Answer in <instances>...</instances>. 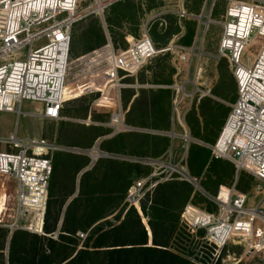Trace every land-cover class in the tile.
I'll return each mask as SVG.
<instances>
[{
	"label": "built area",
	"instance_id": "obj_1",
	"mask_svg": "<svg viewBox=\"0 0 264 264\" xmlns=\"http://www.w3.org/2000/svg\"><path fill=\"white\" fill-rule=\"evenodd\" d=\"M82 1L85 0H0V111L18 112L17 106L28 100L42 106L39 112L42 118H61L66 102L64 91L67 86L72 87L69 54L72 26L85 15L102 12L105 4L116 0H92L84 16L77 12ZM226 1L219 22L222 31L217 56L228 60L237 94L229 104L224 124L210 151L215 158L229 160L237 171L249 173L264 185V1ZM176 13L179 18L186 16L182 6ZM40 42L43 43L33 47ZM173 47L179 49L175 51L178 74L182 64L194 54L193 48L170 44L158 50L146 32L139 39L128 41L124 50H115L107 39L99 49L77 58L82 66H86L82 73L87 68L86 73L102 75L100 77L111 84L104 91L100 90V97L94 104L112 108L109 125L113 126V133L130 128L124 123L120 101V90L125 86L122 79L137 73L157 53L172 51ZM24 48H28L25 56L17 53ZM242 55L251 61V65L240 61ZM94 67H97L94 71L89 70ZM108 71L113 73L108 75ZM75 80H78L77 76ZM193 86L188 92L183 84H173L175 96L171 122L182 128L179 135L182 153L174 154L170 150L159 157L134 160L98 151L97 145L86 152L91 165L105 156L137 161L150 168L147 175L133 180L124 198L126 206L134 207L142 219L140 202L160 182L176 179L203 191L199 178L190 174L187 167V149L192 138L185 123V114L192 96L203 93L195 83ZM175 136L171 132L170 137ZM4 143L11 150L0 151V186L2 188L3 183L6 189L8 182L13 181L15 205L13 222L7 226L10 230L26 229L43 235L52 158L62 147L43 138L18 139L15 135H10ZM203 193L214 204V210L208 211L188 202L180 213V222L190 234L203 232L200 240L205 251L201 254L208 261H198L199 264H216L222 250L229 244L246 243V254L264 250V210L260 205L247 204V195L236 190L235 185H219L215 195ZM34 206L41 207L42 224L39 228L34 221ZM28 212L34 214L29 220L26 217ZM23 220L29 221L27 227L20 225ZM86 235L81 231L75 234L81 242ZM56 237L57 234H53L52 238Z\"/></svg>",
	"mask_w": 264,
	"mask_h": 264
},
{
	"label": "trees",
	"instance_id": "obj_2",
	"mask_svg": "<svg viewBox=\"0 0 264 264\" xmlns=\"http://www.w3.org/2000/svg\"><path fill=\"white\" fill-rule=\"evenodd\" d=\"M140 11L141 5L136 0H117L109 6L104 18L113 47L124 48L127 37L136 35L138 29L135 27L123 29L124 24L135 20ZM194 25L185 22V32L178 39L181 45H191L195 34ZM180 31L181 27L176 26L175 32H167V36L169 35L167 40L172 34H178ZM152 41L156 48L168 43L164 41L161 44L155 39ZM81 42L84 44L77 54L90 53L100 46L101 37L96 22H92L79 35L72 33L71 30L69 54L74 52ZM154 82L169 85L171 80L168 78ZM148 97L151 114L146 118H150L151 123L144 120L145 116H140L143 122L139 121L143 125L137 128L168 131L171 90L168 88L149 90ZM164 106H168L165 115ZM194 115L195 113L185 114L190 135L205 139L206 137L199 132V123ZM163 118L166 121L164 119V124L159 125L160 119L162 121ZM124 123L129 125L130 120L126 117ZM106 134L103 131L95 134L93 138L97 139ZM132 136L130 150H125L128 135L119 134L108 141L109 144L114 142V146L109 145L107 149L115 148L116 152H107L132 157H153L152 154L157 153L160 148L161 151H165L170 145V138L167 136L143 132H134ZM104 147V142H101L99 149L103 150ZM88 163L89 158L85 156H73L65 152L54 153L44 214V234H31L23 230L12 231L8 244L7 264H199L198 261L171 248L176 243L174 234L178 229L180 212L193 194V189L187 182L176 179L160 182L140 202V210L150 230L149 245L148 230L142 218L134 207L126 206L124 198L133 180L147 175L150 168L119 158L98 159L80 176L76 196L68 200L74 192L79 169ZM187 167L190 174L202 178L205 189L210 188L207 179H211L218 187L230 179L233 173V167L229 162L215 158L207 147L197 143H190L188 146ZM110 215L112 218H108ZM78 231L87 235L81 247L76 249L75 234ZM56 233L57 237L53 239L51 235ZM203 258L199 261L206 263L207 257Z\"/></svg>",
	"mask_w": 264,
	"mask_h": 264
},
{
	"label": "rangeland",
	"instance_id": "obj_3",
	"mask_svg": "<svg viewBox=\"0 0 264 264\" xmlns=\"http://www.w3.org/2000/svg\"><path fill=\"white\" fill-rule=\"evenodd\" d=\"M136 1L140 3L141 11L137 14L135 20L131 21L128 24H124L125 27L123 30H127L129 28L133 29L135 27L136 30L138 29L137 33L134 37H127L126 45L124 46V48L120 49L119 47H114V49H126L128 47V41L139 39L145 32L149 35L151 40L155 39L161 44L164 41H168L165 46L157 47L158 50L165 48L170 44H172L173 46L176 45L179 47L193 48L194 54L192 55V57H190L191 60L189 59L188 62L182 64L181 71L178 74L175 68L177 64L175 61V51H178L179 49L178 47H173L172 51L157 53L153 58L148 60L137 72L138 78L141 80L142 78L139 75L142 74L148 75L147 79H150L151 81H160L169 78V80H171L170 84H172L173 82L183 84L188 92L192 91V89L194 88L193 83H195L196 87L201 89L202 91L211 89L209 91L211 94L214 92L218 93L214 96L217 99L216 103L219 102L221 106V109L219 111L224 113H222V115H227L229 104L235 100L237 94L236 82L232 75V69L228 60L224 57L217 56V49L222 31L219 22L222 20V15L226 8L227 1L215 0L214 3H212V0ZM91 3L92 0H85L80 2L77 8V12L79 13V15L84 16L86 13V7H88V5H91ZM110 5L111 4H105L103 6L102 12H99L97 14L85 15L84 17L80 18L77 22L74 23L72 27V33L79 35L82 31L87 29L92 22H96L101 37V44L97 48L99 49L107 39H110L108 27L104 18L105 12ZM181 6L185 11L186 16L179 18V14L176 13V10ZM185 22H191L195 24L194 38L191 45L189 46L181 45L178 42L181 34L185 32ZM176 26H180L182 31H180L178 34H172V36H170L171 38L167 40V37L169 38V35L167 36V32H175ZM118 42L122 44L121 40L119 39ZM42 43L43 42L35 43L33 47H37ZM83 44L84 43L81 42L76 46L74 52L70 53V83L72 84V87L77 88V90L73 89L71 86L66 87L64 93L66 102L64 103L62 108V114L60 115L61 118L58 120H48L42 118L39 115L42 106L40 107L38 103L28 100H24L19 107L17 106V109L19 110L18 112H0V151L11 150V147L5 144L4 141L7 140L10 135H15L18 139L43 138L60 145L62 147V150H60L59 152H68L75 154L79 153L82 156H88L86 154L87 150L96 145L97 139L93 138L95 134L103 131H105L107 134H113L114 128L113 126L109 125L112 108L98 107L94 104V102L100 97V90L104 91L111 84L107 83L105 78H101L100 76L102 75L95 76V72L86 73V71H88L87 68L84 69L85 72L82 73V68L86 66H82V62L77 58L86 56L91 53H76L81 50V46H83ZM27 49L28 48H24L17 53L25 56ZM240 61L244 65H251V61L247 60L245 55L241 56ZM97 67L89 70L94 71ZM156 72L157 74H155ZM107 73L108 75H111L113 71H108ZM150 73H152V75ZM76 76L78 80H75ZM127 78H125L124 80L126 81ZM198 94L199 93H196L192 96V103L190 104L186 115L194 114L195 107L198 108ZM219 111L217 113L218 115L220 114ZM213 119L214 121L205 126L204 132L210 137L215 136L217 138L220 130H218L219 128L216 126L220 121V116H214ZM205 120L206 124H208L207 119ZM131 129L132 128L130 127L129 130ZM132 130L139 132L155 131L148 129L139 130V128H133ZM181 131L182 128L179 126L175 127L174 130H169V132H166L167 136L171 140L167 152L172 150L174 154L182 153V140L180 138H174L175 143H172V138L170 137L171 132L179 133ZM65 137L68 138L66 139ZM191 137L193 136L191 135ZM59 138L61 140H59ZM214 142L210 144H202L201 142L195 140L194 137L191 140V143H201V145H204L209 150L210 146L213 145ZM68 144H76L78 146H69ZM121 157L124 156L121 155ZM132 158L134 160H137L143 157ZM222 160H224L225 162H229L232 165L233 173L231 175V178L221 185H235L236 190L247 195V204L260 205L264 210V185L249 173L245 171H237L234 164L229 160ZM198 178L199 184L206 194H216L215 190H217V186L211 179H207L210 188L205 189L203 187L202 178ZM4 186L5 185L3 183L2 188L0 186V224L10 225L13 222L15 212V205L13 204L12 199L14 194V183L13 181H9L6 189L4 188ZM190 186L193 189V194L189 200L192 204L204 208L208 211H212L215 209L214 204L207 198L203 191L197 190L192 185ZM33 215V212H28L26 214V217H28L29 220L33 217ZM112 215H110L108 218H112ZM28 220L20 221V225L27 227L29 224ZM142 222L148 229V234H150L149 227L148 225H146V220L143 219ZM177 226V232L174 234L176 243L172 247L171 245H169V247L173 249L175 248L178 250V252H181L185 256H189L193 260L199 261L201 257L204 256L203 254H201V251H205L201 247L202 243L200 240V238L203 236V232L197 233L192 236L188 235L186 226L180 222V215ZM15 230H23L29 232L26 229ZM52 236L53 235H51V237ZM81 244L82 242L77 239L75 245L76 249L80 248ZM148 244L150 245V238L148 240ZM246 246L247 245L244 242L239 244H229L222 250L220 259L217 264H264V250L252 254H246Z\"/></svg>",
	"mask_w": 264,
	"mask_h": 264
},
{
	"label": "crops",
	"instance_id": "obj_4",
	"mask_svg": "<svg viewBox=\"0 0 264 264\" xmlns=\"http://www.w3.org/2000/svg\"><path fill=\"white\" fill-rule=\"evenodd\" d=\"M137 74L138 73L126 76L125 78L129 77V78H127L126 81L124 80L125 78L122 79V82L124 83L125 86L123 88H121L120 101H122L121 104L123 105L122 107L124 109V115H123L124 118L127 117L130 120L129 125H127V126H129V127H131L133 129V128H137L138 126L143 125L140 122V121H142L143 118L140 117V116H143V117L145 116L144 120L146 119L148 121L147 123L150 124L151 123L150 118H148V119L146 118L147 116H149L151 114V111H150L151 110V108H150V99L148 97V91L149 90L156 91V90H161V89H167L168 88V89L171 90V96H172L171 97V115H169V121H170V129L169 130H174L175 127H179L176 124L173 125L172 122H171V118H172V101H173V98L175 96V91H174V88H173L174 82L172 84H170V85L157 84L156 82L151 81L150 79H147L148 75H143V74H142L143 76L139 75L142 78V80H140L138 78ZM150 74L152 75V73H150ZM206 91H203L202 94H198L199 95L198 100H197V101H199L198 102V106H197L198 108L195 107V110H194L195 111L194 117L196 118V120L199 123V132L203 136L206 137L205 139H203V138L199 139V138H195V137L194 138H195V140H197L198 142H201L202 144L203 143L210 144V143H212V142H214L216 140L215 136L214 137H210L207 134H205V132H204L205 126L209 125V123L214 121L213 117L214 116H217V117L220 116V121L218 122V124L216 126V127L219 128L218 130H220L222 125L224 124V121H225L226 116H227V115H222L223 112L219 111L221 109L220 108L221 106H220L219 102L216 103L217 99L214 96L215 93H212V94L210 92L206 93ZM145 96H147V98H145ZM169 99H170V97H169ZM38 105L41 107L40 104H38ZM169 106H170V104H169ZM166 107H168V106H164L163 107L164 115L167 112V108ZM218 111L220 112L221 115L217 114ZM0 112H2V111H0ZM4 113H11V112H4ZM165 118H163L162 121L160 119V122L158 124L159 125L160 124L163 125ZM205 119H207L208 124H206V120ZM165 121H166V119H165ZM185 123H186V121H185ZM132 129L124 131V132H120V133H113V134L111 133V134H107V135H103V136L98 137L97 140H96L97 149L99 151H101V152H104V153L114 154V153H111V152H113V151L116 152L115 148L110 149V150L107 149V147L109 145L114 146V142L109 144L108 141L112 140L114 138V136H116V135L127 134L128 137L126 138L125 150L126 151L130 150V148L132 146V141H130L132 139V137H133L132 134L134 132H139V131H135V130L133 131ZM169 130L168 131L155 130V131H148V132H143V133L155 134L157 136H167L166 132H169ZM173 133H175V135H176L174 138H179V135L182 134V131L179 132V133H177V132H173ZM189 133H190V131H189ZM174 138H172V143L173 142L175 143ZM191 138H193V137H191ZM101 142H104V145H105V147L103 148L104 151L99 149V145H100ZM170 143H171V140H170ZM201 143H198V144L201 145ZM159 147H161V146H159ZM160 149L157 151V153H154V154L149 153V154H152L153 157H159V156H162L163 154H165L168 151V148L165 151H161ZM107 151H111V152H107ZM57 152H59V151H57ZM65 153L66 154H71L73 156H79L80 155L79 153L78 154L68 153V152H65ZM118 156H121V155H118ZM85 157L88 158V156H85ZM127 157H130V155H128ZM108 158L109 159H116V158L105 157V156L99 157L98 159H108ZM124 160H126V159H124ZM127 161H130V160L127 159ZM221 161H224V160L221 159ZM94 164L91 165L90 161H89L87 166L81 167L79 169V171H78V173L76 175V179H75L74 192H73V194L71 195V197L68 200H70L72 197L76 196L80 176H82L83 173H85L87 170H89ZM49 183H50V179H49ZM48 188H49V184H48ZM190 198L187 200V202L185 204L190 202L189 201ZM250 205H254V204H250ZM9 233H10V228L7 225L0 224V264H1V262H3V264H7V253H8L7 244H8ZM149 238H151V236H149Z\"/></svg>",
	"mask_w": 264,
	"mask_h": 264
},
{
	"label": "bare ground",
	"instance_id": "obj_5",
	"mask_svg": "<svg viewBox=\"0 0 264 264\" xmlns=\"http://www.w3.org/2000/svg\"><path fill=\"white\" fill-rule=\"evenodd\" d=\"M34 210H36V212H35V219H34V221L36 222V225H37V227L39 228L40 226H41V224H42V212H41V207L39 206V207H35L34 206V208H33ZM36 214H38V215H36ZM144 219V218H143ZM142 219V220H143ZM37 228V229H38Z\"/></svg>",
	"mask_w": 264,
	"mask_h": 264
},
{
	"label": "water",
	"instance_id": "obj_6",
	"mask_svg": "<svg viewBox=\"0 0 264 264\" xmlns=\"http://www.w3.org/2000/svg\"><path fill=\"white\" fill-rule=\"evenodd\" d=\"M99 151V150H98ZM147 229V228H146ZM148 230V229H147ZM12 231L13 230H10V233H9V236H8V244H9V240H10V236H11V233H12ZM149 236H151L150 234H149ZM8 244H7V246H8Z\"/></svg>",
	"mask_w": 264,
	"mask_h": 264
}]
</instances>
